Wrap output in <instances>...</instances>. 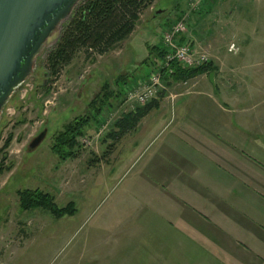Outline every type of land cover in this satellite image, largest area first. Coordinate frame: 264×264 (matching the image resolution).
Wrapping results in <instances>:
<instances>
[{
  "label": "rangeland",
  "instance_id": "rangeland-1",
  "mask_svg": "<svg viewBox=\"0 0 264 264\" xmlns=\"http://www.w3.org/2000/svg\"><path fill=\"white\" fill-rule=\"evenodd\" d=\"M156 12L149 23L153 28L161 24V30L169 24L165 32L189 16V42L201 41L210 31L216 39L226 35L227 59L239 56L252 64L264 50V0H161ZM239 14H254L249 20L253 26L242 19L240 26L245 28L238 31ZM255 28L260 32L258 43L250 37ZM234 33L245 37L233 39ZM158 40L144 39L137 45L133 39L104 56L82 52L56 76L48 67V50L41 54L36 78L16 90L0 123V264H187L171 258L172 244L165 239L172 231L165 219L163 226L160 221L161 208L169 217L172 204L167 203L166 190L161 194L156 169L165 159L170 162L171 156L165 158L161 151L168 144L173 118L163 126L168 127L165 131L149 119L118 143L110 137L125 117L148 105L126 99L155 71L151 63L156 60L157 71L162 68L163 61L150 54L151 48L160 46ZM232 43L237 53L228 52ZM144 44H149L146 55ZM87 70L86 79L80 80ZM121 79L126 85L120 94ZM163 85L160 93L168 87L165 81ZM106 87L114 96L97 116ZM77 119L91 122L76 140L75 157L62 161L53 152L55 138ZM41 135L43 141L31 149ZM112 145L113 152L105 158ZM25 190L51 195L60 208L74 203L78 212L56 220L41 209L23 211L18 192Z\"/></svg>",
  "mask_w": 264,
  "mask_h": 264
},
{
  "label": "crops",
  "instance_id": "crops-1",
  "mask_svg": "<svg viewBox=\"0 0 264 264\" xmlns=\"http://www.w3.org/2000/svg\"><path fill=\"white\" fill-rule=\"evenodd\" d=\"M160 4L157 0L144 12L132 36L121 45L160 38L157 46H163L164 30L170 25L161 30V24L153 28L149 23ZM242 19L254 20L255 15L239 14L237 28ZM245 25L252 27L253 21ZM241 28L238 31L245 27ZM259 33L255 28L251 40L258 43ZM212 34L192 41L194 48L210 57L215 83L209 73L187 85L173 83L166 87L159 109L139 125L151 119L150 124L163 127L169 117L174 120L165 152L161 151L163 157L171 156L170 162L165 159L156 169L161 194L166 190L167 203L172 204L169 217L161 208V226L165 219L172 231L165 239L172 244V259H185L187 264H264V50L252 64L239 56L227 59L226 35L216 39ZM238 35L234 33L233 39L245 37ZM189 38L185 35L183 41ZM148 45L144 44L145 55Z\"/></svg>",
  "mask_w": 264,
  "mask_h": 264
},
{
  "label": "trees",
  "instance_id": "trees-1",
  "mask_svg": "<svg viewBox=\"0 0 264 264\" xmlns=\"http://www.w3.org/2000/svg\"><path fill=\"white\" fill-rule=\"evenodd\" d=\"M156 1L82 0L64 25L57 46L48 50L47 63L51 74L55 76L59 75L82 52L88 55L104 56L116 50L132 36L144 12L152 7ZM150 54L156 55V58L162 62L165 58V49L161 46L151 48ZM156 66L155 60L154 63H151V68L154 70ZM215 70V67L211 63L196 69H187L178 63H172L168 69L163 70L162 74L166 84L171 86L173 83L187 82L204 74L215 73ZM120 81L121 84L119 82V85L122 86L121 94L126 83L124 79ZM113 96L110 88L106 87L105 94L101 100V106L95 111L97 116L102 113L105 104ZM165 96V92H161L158 97L159 100H154L136 114L125 117L117 125L118 132L110 135L115 143L120 142L126 135L135 132L147 115L159 109L160 103ZM93 106L96 107L95 105ZM90 122V119H77L55 138L53 152L62 161H67L75 157L74 148L76 146V140L83 135L85 127ZM11 141L12 139L10 138L6 142L5 148L9 147ZM114 147L112 145L108 148L105 158L113 152ZM18 196L23 211L41 209L51 214L56 220H61L65 217H74L78 212L74 203L69 204L65 208H60L54 202L51 195L39 190L20 191L18 192Z\"/></svg>",
  "mask_w": 264,
  "mask_h": 264
},
{
  "label": "water",
  "instance_id": "water-1",
  "mask_svg": "<svg viewBox=\"0 0 264 264\" xmlns=\"http://www.w3.org/2000/svg\"><path fill=\"white\" fill-rule=\"evenodd\" d=\"M81 1L0 0V123L16 90L36 78L39 57L57 46L64 25ZM210 80L215 83V73ZM44 137L30 148H37Z\"/></svg>",
  "mask_w": 264,
  "mask_h": 264
},
{
  "label": "built area",
  "instance_id": "built-area-1",
  "mask_svg": "<svg viewBox=\"0 0 264 264\" xmlns=\"http://www.w3.org/2000/svg\"><path fill=\"white\" fill-rule=\"evenodd\" d=\"M189 16H183L178 20L172 28L163 36V44L165 49V58L160 71L154 69L149 78L140 83L134 92H131L126 99V103H137L139 105H147L158 99L157 95L164 88L163 70L169 68L172 63H178L187 69L201 68L210 64V57L205 52L197 51L189 41H183V37L188 32ZM229 52L237 53L238 49L234 43L229 46ZM90 70L84 72L80 80H85ZM187 85V82H182Z\"/></svg>",
  "mask_w": 264,
  "mask_h": 264
}]
</instances>
